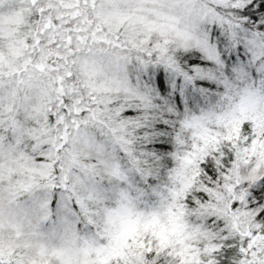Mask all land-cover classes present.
I'll list each match as a JSON object with an SVG mask.
<instances>
[{"label": "snow or ice", "instance_id": "1", "mask_svg": "<svg viewBox=\"0 0 264 264\" xmlns=\"http://www.w3.org/2000/svg\"><path fill=\"white\" fill-rule=\"evenodd\" d=\"M0 264H264V0H0Z\"/></svg>", "mask_w": 264, "mask_h": 264}]
</instances>
